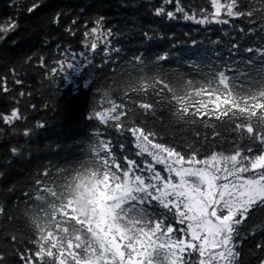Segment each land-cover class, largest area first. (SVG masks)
<instances>
[{"label":"snow or ice","instance_id":"snow-or-ice-1","mask_svg":"<svg viewBox=\"0 0 264 264\" xmlns=\"http://www.w3.org/2000/svg\"><path fill=\"white\" fill-rule=\"evenodd\" d=\"M0 264H264V0H0Z\"/></svg>","mask_w":264,"mask_h":264}]
</instances>
